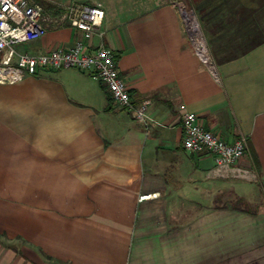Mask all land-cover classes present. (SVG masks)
<instances>
[{
    "label": "crops",
    "instance_id": "obj_1",
    "mask_svg": "<svg viewBox=\"0 0 264 264\" xmlns=\"http://www.w3.org/2000/svg\"><path fill=\"white\" fill-rule=\"evenodd\" d=\"M97 1L100 34L54 24L17 50L105 46L159 123L135 121L89 71L0 84V233L35 250L0 249V264H264V0L225 11L249 43L211 65L169 0ZM183 110L225 141L246 136L237 164L256 179L213 175L211 154L185 150Z\"/></svg>",
    "mask_w": 264,
    "mask_h": 264
},
{
    "label": "built area",
    "instance_id": "obj_2",
    "mask_svg": "<svg viewBox=\"0 0 264 264\" xmlns=\"http://www.w3.org/2000/svg\"><path fill=\"white\" fill-rule=\"evenodd\" d=\"M45 8L39 0H0V84L14 83L26 75L37 74L40 69L72 67L89 71L106 88L110 98L119 107L129 111L135 121L143 124L159 123L146 112V102L133 104L128 87L121 76L113 53L103 45L89 49L82 41L69 47L55 46L45 52L18 51L16 45L37 39L54 24H65L83 31L86 37L101 33L104 10L99 2L80 0H47ZM181 15L185 32L200 61L211 65L205 43L193 38L188 29L186 7L182 0H169ZM189 12H191L189 10ZM192 13V12H191ZM181 145L194 153H209L214 164L213 175L255 180L254 171L238 166L246 151V136L240 135L231 142L205 128L196 113H180ZM154 195V194H153ZM148 195H140V199Z\"/></svg>",
    "mask_w": 264,
    "mask_h": 264
},
{
    "label": "rangeland",
    "instance_id": "obj_3",
    "mask_svg": "<svg viewBox=\"0 0 264 264\" xmlns=\"http://www.w3.org/2000/svg\"><path fill=\"white\" fill-rule=\"evenodd\" d=\"M45 8H50L47 0H39ZM86 3H95L97 0H80ZM207 0H200L194 7L190 0H182L186 7L185 11L190 10L197 22L199 34L193 35V38L202 40L207 48L210 59L224 58L226 56L239 52L244 46L248 45L249 38L240 34L241 29H238L241 17L237 13V17L226 16V7L230 6L235 0H221V5L216 6L212 11L201 13L200 8L205 6ZM230 10V9H229ZM236 10V9H234ZM217 11L220 15H217ZM235 22L237 25H235ZM237 27V28H236ZM235 31V32H234ZM238 31V32H237ZM215 32V33H214ZM214 33V34H213ZM232 37V38H231ZM25 43L16 45L18 49H22ZM191 43V41H190ZM217 204H230L232 206L242 207L252 210L255 207L253 201L247 202L244 198H240L235 193L231 194H218ZM255 202V201H254ZM0 249H12L20 252H26L32 255L33 247L18 238H8L6 235L0 233Z\"/></svg>",
    "mask_w": 264,
    "mask_h": 264
},
{
    "label": "trees",
    "instance_id": "obj_4",
    "mask_svg": "<svg viewBox=\"0 0 264 264\" xmlns=\"http://www.w3.org/2000/svg\"><path fill=\"white\" fill-rule=\"evenodd\" d=\"M200 0H190L191 4L194 5V7L199 3ZM221 0H207L205 3V6L200 8L201 13L203 12H208V11H212L216 6L219 7V5H221L220 3ZM244 3L241 0H235L230 6L226 7V10L228 9H236L239 10L241 9L242 5ZM222 11H217L216 14H219ZM257 168V165H256ZM258 169V168H257Z\"/></svg>",
    "mask_w": 264,
    "mask_h": 264
},
{
    "label": "bare ground",
    "instance_id": "obj_5",
    "mask_svg": "<svg viewBox=\"0 0 264 264\" xmlns=\"http://www.w3.org/2000/svg\"><path fill=\"white\" fill-rule=\"evenodd\" d=\"M187 17H188V29H189V32L192 35L197 36L199 34V29H198V26H197V22H196L195 18L193 17V14L191 12H189V10L187 11ZM197 41L200 42V43H203V41L200 40L199 38H197Z\"/></svg>",
    "mask_w": 264,
    "mask_h": 264
}]
</instances>
